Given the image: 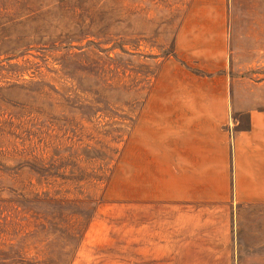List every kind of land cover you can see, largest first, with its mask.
Listing matches in <instances>:
<instances>
[{
	"label": "rangeland",
	"instance_id": "rangeland-1",
	"mask_svg": "<svg viewBox=\"0 0 264 264\" xmlns=\"http://www.w3.org/2000/svg\"><path fill=\"white\" fill-rule=\"evenodd\" d=\"M218 1L232 148L264 109V0H0V264H264V203L169 184L174 33Z\"/></svg>",
	"mask_w": 264,
	"mask_h": 264
},
{
	"label": "crops",
	"instance_id": "crops-1",
	"mask_svg": "<svg viewBox=\"0 0 264 264\" xmlns=\"http://www.w3.org/2000/svg\"><path fill=\"white\" fill-rule=\"evenodd\" d=\"M190 7L174 33L180 64L166 81L168 171L173 198L264 203V109L248 111L249 127L228 136L222 127L229 96L232 45L225 3ZM149 97L147 104L154 103Z\"/></svg>",
	"mask_w": 264,
	"mask_h": 264
}]
</instances>
